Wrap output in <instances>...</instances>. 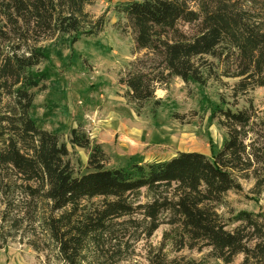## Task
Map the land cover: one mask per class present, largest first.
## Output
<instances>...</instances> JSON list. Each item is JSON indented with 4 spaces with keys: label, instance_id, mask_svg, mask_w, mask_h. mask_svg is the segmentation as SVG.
Segmentation results:
<instances>
[{
    "label": "trees",
    "instance_id": "obj_1",
    "mask_svg": "<svg viewBox=\"0 0 264 264\" xmlns=\"http://www.w3.org/2000/svg\"><path fill=\"white\" fill-rule=\"evenodd\" d=\"M92 1L0 0V194L16 185L27 196L48 200L51 211L61 210L46 222L62 264H111L86 254L87 246H98L107 237L110 220L128 216L123 222L133 224L132 216L141 214L142 230L150 236L163 213L180 246H207L226 264L240 253V264H264V216L241 210L232 218L239 224L228 229L218 211L226 192L241 189L238 177L250 172L257 185L264 182V109L258 114L251 102L217 108L212 117L226 129V137L211 158L178 150L169 159L128 166L107 167L102 146L78 125L70 131L69 144L88 150L83 172L72 165L59 134L32 117L34 89L46 78L33 70L46 59L36 43L60 34H74L76 40L102 31L103 17L93 19L85 9ZM119 1L135 52L145 50L118 79L137 114L151 100L160 105L156 89L173 77L200 85L209 78H237L234 97L264 86V0ZM207 57L218 63L213 66ZM142 188L149 201L138 203ZM97 197L99 205L73 223L82 201Z\"/></svg>",
    "mask_w": 264,
    "mask_h": 264
},
{
    "label": "rangeland",
    "instance_id": "obj_2",
    "mask_svg": "<svg viewBox=\"0 0 264 264\" xmlns=\"http://www.w3.org/2000/svg\"><path fill=\"white\" fill-rule=\"evenodd\" d=\"M119 3V0H93L86 5L85 9L93 19L102 16L105 22L102 31L96 35H81L73 40L74 34H60L36 43L45 51L46 59L33 70L45 73L46 78L40 83L42 87L34 89L32 117L43 128L58 133L60 139L71 146L68 148L69 159L81 172L86 168L88 150H77L69 145V135L79 123L90 122L95 111L99 121L113 111L125 118L130 126L139 127L141 132L148 131L149 142H152L149 147H159L158 152L165 156L178 150H207V156L211 158L226 137V129L212 114L219 107L242 108L249 102L261 114L264 86L234 97L232 86L237 78L222 77L219 81L209 78L200 85L173 77L167 86L156 89L159 106H153L151 100L140 114L130 106H120L125 86H121L118 79L128 63L145 50L135 52L133 32L117 9ZM189 26L185 24L183 28L189 29ZM207 60L213 66L218 63L211 57ZM174 114L179 117L175 118ZM163 140L165 142L160 145ZM130 163L114 151L106 166H128ZM238 181L241 189L226 192L218 207L222 217L228 220V229L239 224L232 222V218L241 210L264 216V182L257 185L250 172L244 178L238 177ZM20 190L11 185L6 195L0 194V264H62L58 243L46 222L50 216L58 217L61 210L51 211L48 200L32 198ZM147 201L148 194L142 188L138 203ZM82 202L83 207L71 217L73 223L82 220L84 214L99 205L100 198ZM167 216L166 213L161 215L162 222L150 236L142 230L145 221L141 214L132 216L137 220L133 224L123 222L128 216L113 218L108 222L109 234L99 241L100 245L87 246V257L95 256V261H110L111 264H152V261L155 264L157 261L162 264H226L213 256L207 246H180V240L174 236V226L166 222ZM166 231L169 234L164 238ZM252 244L253 241L249 242ZM243 259L244 254L240 253L230 264H240Z\"/></svg>",
    "mask_w": 264,
    "mask_h": 264
},
{
    "label": "crops",
    "instance_id": "obj_3",
    "mask_svg": "<svg viewBox=\"0 0 264 264\" xmlns=\"http://www.w3.org/2000/svg\"><path fill=\"white\" fill-rule=\"evenodd\" d=\"M121 100L122 102L120 103V106H124V108L130 106L126 102L125 97H123V95L121 97ZM106 116V118H102L99 121V119H96L97 112L95 111L92 117L93 121L90 120V122L88 121L79 124L83 126V128L87 131L92 142L99 143L102 146L103 150L108 155V163L110 161V154L113 155L114 151L117 152L118 156L126 157L128 163H130L131 161L142 163L152 160H165L173 157L176 154L175 152L170 156H165L160 151L158 152L159 147H157L156 149H152V147H149V144L152 142H149L150 140L148 139V131L145 130L141 132L139 130V127L130 126L126 122V119L123 118L121 115H118L117 112L111 111L107 113ZM164 142L165 140L161 141L159 144L161 145V143ZM70 147L71 146H68L69 149ZM75 148L77 150L82 149L77 146H75ZM153 150H156L157 152H153ZM200 152L204 153L205 155H208L207 150H201ZM87 157L88 153L85 154L84 166L86 165Z\"/></svg>",
    "mask_w": 264,
    "mask_h": 264
}]
</instances>
